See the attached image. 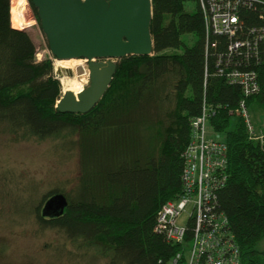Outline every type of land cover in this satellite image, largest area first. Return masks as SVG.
I'll return each mask as SVG.
<instances>
[{"label": "trees", "instance_id": "obj_1", "mask_svg": "<svg viewBox=\"0 0 264 264\" xmlns=\"http://www.w3.org/2000/svg\"><path fill=\"white\" fill-rule=\"evenodd\" d=\"M11 1L0 0L1 132L12 141L63 132L78 137L77 193L65 197L67 206L56 219L41 218L37 205L32 212L38 224L61 230L77 248L96 244L109 264H168L179 246L154 233L156 213L181 191V153L189 121L204 99L214 110L209 127L228 149L227 180L216 207L228 220L241 264H264L255 249L264 237V139H251L243 119L229 114L242 94L216 75L214 57L206 59L203 87L205 32L198 0H151L152 55L118 60L105 94L85 114L56 111L62 95L52 61H37L27 31L11 26ZM187 2L194 3L193 12L185 10ZM260 10H241L244 24L264 26ZM184 34L193 36L192 45L183 42ZM167 49L180 53L166 54ZM256 72L259 89L246 107L264 104V64Z\"/></svg>", "mask_w": 264, "mask_h": 264}, {"label": "built area", "instance_id": "obj_2", "mask_svg": "<svg viewBox=\"0 0 264 264\" xmlns=\"http://www.w3.org/2000/svg\"><path fill=\"white\" fill-rule=\"evenodd\" d=\"M204 23V82L208 76L206 59L214 57L212 68L227 85L238 86L242 96L257 94L256 68L264 64V26H246L241 10L258 12L264 19V3L259 0H198ZM215 39L212 40V38ZM224 44L218 49V41ZM204 99L200 113L189 121L190 138L181 153V191L165 202L156 213L154 233L168 244L179 246L168 264H241L239 248L229 223L216 207L217 192L227 180L228 149L222 140L210 136L209 118L214 113ZM251 139L256 136L247 107L241 100L237 109ZM264 128V119H263ZM186 214L183 225L178 223Z\"/></svg>", "mask_w": 264, "mask_h": 264}, {"label": "rangeland", "instance_id": "obj_3", "mask_svg": "<svg viewBox=\"0 0 264 264\" xmlns=\"http://www.w3.org/2000/svg\"><path fill=\"white\" fill-rule=\"evenodd\" d=\"M184 8L193 12L194 3L187 2ZM25 23L31 24L24 29L36 48V60L47 56L52 61L55 79L59 83L58 78L69 76V73L56 69L55 59L49 53L28 1ZM181 39L188 46L194 42L190 34L182 35ZM164 52L180 53L172 49ZM88 82L89 76L85 86ZM59 86L61 88L60 83ZM252 96H242L241 100L246 102ZM247 112L254 134L260 135V131H264V104L249 102ZM209 134L221 140L212 131ZM9 137L0 129V264H109V257L102 254L96 244L91 242L88 246L77 248L79 246L73 244L61 230L40 226L32 212L37 205L41 207L42 198L45 200L51 194H63L67 199L75 197L80 178L77 135L63 132L55 138L16 141ZM186 216L182 213L178 223L183 225ZM255 249L264 258V237Z\"/></svg>", "mask_w": 264, "mask_h": 264}, {"label": "water", "instance_id": "obj_4", "mask_svg": "<svg viewBox=\"0 0 264 264\" xmlns=\"http://www.w3.org/2000/svg\"><path fill=\"white\" fill-rule=\"evenodd\" d=\"M49 53L55 60H85L89 82L75 97L63 92L56 103L60 114H85L103 97L116 63L129 56H150L151 0H30ZM59 72V71H58ZM67 200L56 194L42 215L63 214Z\"/></svg>", "mask_w": 264, "mask_h": 264}, {"label": "bare ground", "instance_id": "obj_5", "mask_svg": "<svg viewBox=\"0 0 264 264\" xmlns=\"http://www.w3.org/2000/svg\"><path fill=\"white\" fill-rule=\"evenodd\" d=\"M26 2V0H12L10 2V22L15 29L21 30L31 25L25 23ZM54 65L56 69H62L69 73V76L64 75L58 78L62 92H71L77 97L87 84L88 69L85 60H54Z\"/></svg>", "mask_w": 264, "mask_h": 264}, {"label": "flooded vegetation", "instance_id": "obj_6", "mask_svg": "<svg viewBox=\"0 0 264 264\" xmlns=\"http://www.w3.org/2000/svg\"><path fill=\"white\" fill-rule=\"evenodd\" d=\"M55 194H51V195H49L48 197H46V199L43 201V203H42V201H41V203H42V205H41V207H39V213H40V217L41 218H43L44 220H51V219H56L57 217H55V216H53V215H46V216H43L42 215V209H43V205H44V203L47 201V200H49L52 196H54Z\"/></svg>", "mask_w": 264, "mask_h": 264}, {"label": "crops", "instance_id": "obj_7", "mask_svg": "<svg viewBox=\"0 0 264 264\" xmlns=\"http://www.w3.org/2000/svg\"><path fill=\"white\" fill-rule=\"evenodd\" d=\"M260 132H262V131H260ZM264 132V131H263Z\"/></svg>", "mask_w": 264, "mask_h": 264}]
</instances>
